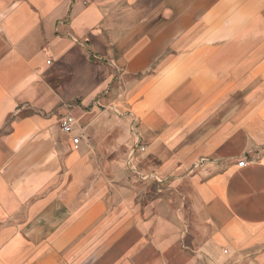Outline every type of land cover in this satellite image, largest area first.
<instances>
[{
  "label": "crops",
  "instance_id": "crops-1",
  "mask_svg": "<svg viewBox=\"0 0 264 264\" xmlns=\"http://www.w3.org/2000/svg\"><path fill=\"white\" fill-rule=\"evenodd\" d=\"M115 108L216 158L115 177ZM20 178L0 264H264V0H0V210Z\"/></svg>",
  "mask_w": 264,
  "mask_h": 264
},
{
  "label": "rangeland",
  "instance_id": "rangeland-1",
  "mask_svg": "<svg viewBox=\"0 0 264 264\" xmlns=\"http://www.w3.org/2000/svg\"><path fill=\"white\" fill-rule=\"evenodd\" d=\"M231 103H233V99H227L226 113L230 112V109L228 108V106L231 105ZM246 103H247V100H242V106L246 105ZM111 112L112 114L110 115V117L113 118L114 125L115 127H117L113 134V139H114L113 158L115 159V168H114L115 177L118 175L120 171L118 167H123L122 162H124V164H127L128 162H132V161L136 162V165H137L136 169L140 171H144L145 169H148V170L151 169L152 171H155L154 168H157V167H158L157 169L161 170L160 163H158V165H156L155 163L159 161L155 159H171V161L169 162L171 164H166L168 171L174 174H177L180 177V175H183L186 172V164L184 163L185 161H183L184 159H197L198 162L197 164L193 165V167L195 166V168H199L202 166L200 163L202 159H215L216 158L215 152L211 149H209L206 153L202 154L201 147L199 146L201 145L200 141L194 142L195 147H193V149L186 148V144H187L186 138H189L194 133L179 134V137L177 136L173 140V141H176V142L178 141V142L171 147L170 146H157L154 143V136L151 133L141 132L136 117H133L132 115H130V113L121 114L117 109L116 110L113 109V111L111 110ZM216 119H217L216 116L213 117L211 115L207 119L206 123L216 126L215 125ZM138 144L139 146L140 144L145 145L146 149L144 151H141L140 148H135ZM175 159L177 160L173 163ZM169 166L172 169H169ZM191 168H192V165L191 166L189 165L188 170ZM24 181H25L24 178H20L15 181H9V183L7 182L6 183L7 185L3 187V191L7 192V194L4 195L2 198L3 199V204H2L3 210L2 209L0 210V214L3 215L6 212H9L10 213L9 216H11V219L12 217L18 219V216L20 214L18 211L20 210L19 207L17 210L16 205L9 202L8 199L12 197V195H10V192L16 193L13 195V197L21 198L19 194H17L16 191L17 189L20 190L21 185L23 184ZM116 182L117 181L115 180V183ZM23 201L24 200L22 199V203H19V204L23 205ZM7 205H9L8 208H7ZM4 206H6V211L4 210ZM7 214L5 215L7 216ZM70 215H72V213ZM56 216H57V213L50 214L51 219L57 218ZM7 218L8 217H6V219ZM40 227H35L34 231L31 230L28 233V235L29 236L33 235L34 237H38V236L50 234L47 232L43 233V229ZM66 230H67V233H66L67 239H69L68 236H70V233L68 231L70 230L73 231L74 229L68 228ZM9 231H10L9 228L3 227L0 229V252L6 246H10L11 250L18 251L17 249L20 246V242L18 243L14 239L9 238ZM82 246L83 244H81L80 247ZM78 248L74 249L73 244L67 243L66 245V255H67L66 264H71L73 256L77 252ZM85 251L86 249L83 248L82 252H85ZM82 264H85V262L83 261Z\"/></svg>",
  "mask_w": 264,
  "mask_h": 264
},
{
  "label": "built area",
  "instance_id": "built-area-1",
  "mask_svg": "<svg viewBox=\"0 0 264 264\" xmlns=\"http://www.w3.org/2000/svg\"><path fill=\"white\" fill-rule=\"evenodd\" d=\"M62 129L65 133L74 134V132H75V118L72 115H68L63 119ZM81 139H82L81 135H74L73 136L74 148L78 149L80 147ZM135 148H140L141 151H144L146 149L145 145H142V144H140V146L138 144ZM239 165L244 166L245 160L239 161Z\"/></svg>",
  "mask_w": 264,
  "mask_h": 264
}]
</instances>
